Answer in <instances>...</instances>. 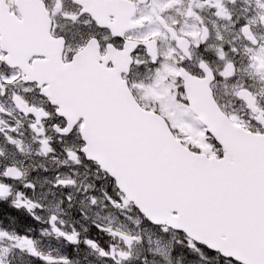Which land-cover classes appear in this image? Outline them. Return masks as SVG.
<instances>
[{
	"label": "snow or ice",
	"instance_id": "6c2138e0",
	"mask_svg": "<svg viewBox=\"0 0 264 264\" xmlns=\"http://www.w3.org/2000/svg\"><path fill=\"white\" fill-rule=\"evenodd\" d=\"M0 264H264V0H0Z\"/></svg>",
	"mask_w": 264,
	"mask_h": 264
}]
</instances>
